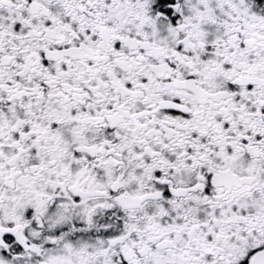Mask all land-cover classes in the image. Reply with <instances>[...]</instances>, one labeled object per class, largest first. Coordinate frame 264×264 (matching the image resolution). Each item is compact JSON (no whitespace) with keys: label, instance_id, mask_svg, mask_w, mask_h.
<instances>
[{"label":"snow or ice","instance_id":"6c2138e0","mask_svg":"<svg viewBox=\"0 0 264 264\" xmlns=\"http://www.w3.org/2000/svg\"><path fill=\"white\" fill-rule=\"evenodd\" d=\"M0 264H264V0H0Z\"/></svg>","mask_w":264,"mask_h":264}]
</instances>
